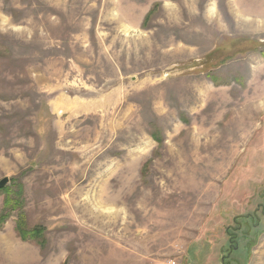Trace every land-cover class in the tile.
Instances as JSON below:
<instances>
[{
	"label": "rangeland",
	"instance_id": "1",
	"mask_svg": "<svg viewBox=\"0 0 264 264\" xmlns=\"http://www.w3.org/2000/svg\"><path fill=\"white\" fill-rule=\"evenodd\" d=\"M5 179L0 264H264V0H0Z\"/></svg>",
	"mask_w": 264,
	"mask_h": 264
},
{
	"label": "trees",
	"instance_id": "2",
	"mask_svg": "<svg viewBox=\"0 0 264 264\" xmlns=\"http://www.w3.org/2000/svg\"><path fill=\"white\" fill-rule=\"evenodd\" d=\"M10 198L11 197L8 196V198L6 199V203L8 205H9L10 200H11ZM5 216H6V214L5 215L3 214L1 216L3 218V220H5ZM240 218H242V217H240ZM247 218H250V217H247ZM255 219L256 218H253L252 222H251V223H254V226H252L253 228L258 227V225L260 223L258 220L256 221ZM236 221H238V219ZM249 226H250V224H249ZM17 232H18L19 237L24 241H35V240H37L36 237H38L41 233V231H38V230L28 232L24 228V224L22 221H21V223L17 224ZM260 235H261V233L259 231L256 232V234L253 236H249L247 233L245 234L246 240L248 239V243L245 246V248H246L245 251H246V255L248 256V259H249L251 250L254 247V245L256 244ZM228 240H229V246L227 249V253L225 252L224 253L225 256L222 258L223 264H232V262H230L232 255L238 253V251L241 250L240 249L239 235H238L237 231H235V230L233 232L228 231Z\"/></svg>",
	"mask_w": 264,
	"mask_h": 264
},
{
	"label": "water",
	"instance_id": "3",
	"mask_svg": "<svg viewBox=\"0 0 264 264\" xmlns=\"http://www.w3.org/2000/svg\"><path fill=\"white\" fill-rule=\"evenodd\" d=\"M7 183H8V179H5V180L1 181L0 182V189H3L6 186Z\"/></svg>",
	"mask_w": 264,
	"mask_h": 264
}]
</instances>
